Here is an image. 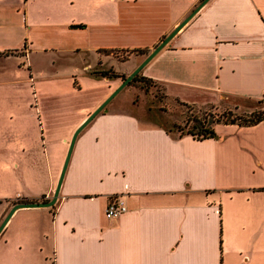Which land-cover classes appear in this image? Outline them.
I'll use <instances>...</instances> for the list:
<instances>
[{
  "label": "crops",
  "instance_id": "crops-1",
  "mask_svg": "<svg viewBox=\"0 0 264 264\" xmlns=\"http://www.w3.org/2000/svg\"><path fill=\"white\" fill-rule=\"evenodd\" d=\"M200 2L0 0V68L27 55L22 42L32 33L62 34L57 40L72 42L64 49L86 55L151 51ZM142 74L185 102L264 109V0H208ZM59 99L68 98L37 96L38 130L0 124V159L25 169L35 161L28 149L41 148L48 178L46 188L0 195V222L18 199L53 193L88 114L72 121L69 110L42 107ZM60 116L70 117L65 130ZM213 128L215 136L197 139L129 110L99 112L75 138L56 203L13 212L37 209L48 219L17 224L12 214L3 227L0 264H264V120ZM111 195L127 207L115 219L105 215Z\"/></svg>",
  "mask_w": 264,
  "mask_h": 264
},
{
  "label": "rangeland",
  "instance_id": "rangeland-1",
  "mask_svg": "<svg viewBox=\"0 0 264 264\" xmlns=\"http://www.w3.org/2000/svg\"><path fill=\"white\" fill-rule=\"evenodd\" d=\"M25 36L22 46L26 43L27 55L19 52L17 56L3 61V66L0 68V79L4 81L0 83V124L25 123L33 131L39 129L37 96L48 97L54 93L68 98L52 103L42 100L41 104L42 107L47 106L49 110H69L70 117L76 114L71 117L72 121L77 120L84 113H88L87 118L117 90L133 67L150 52L148 49H123L113 51L111 56H106L111 54L110 51L100 52V55H86V51L64 49L71 47L72 42L67 37L57 40L62 37V34L51 35L50 32L32 33ZM30 39L33 40L32 44L29 43ZM86 65H89V69ZM110 68L119 76L106 78L91 73L92 70ZM106 108L129 110L143 119L160 121L176 135L178 132L175 131L173 124H183L191 113L201 116L206 114L211 119L228 112L234 115L245 114L232 110L233 108L214 109L210 105L202 106L169 97L161 84L147 79L142 72L136 80L130 81L118 90ZM15 113L20 117H16ZM70 117L60 116L57 128L65 130ZM1 142L0 132V145ZM41 150V148L28 149V156L35 161L28 164L25 169L21 163L17 168L14 166L11 168L8 163L0 159V195L14 193V191L23 193L28 188L47 187V170L37 163ZM51 194L48 199L51 198ZM42 200L46 198L43 197ZM23 201L28 200H17V202ZM36 210L20 209L12 216L14 223L34 220L37 217L43 220L48 219L45 211Z\"/></svg>",
  "mask_w": 264,
  "mask_h": 264
},
{
  "label": "water",
  "instance_id": "water-1",
  "mask_svg": "<svg viewBox=\"0 0 264 264\" xmlns=\"http://www.w3.org/2000/svg\"><path fill=\"white\" fill-rule=\"evenodd\" d=\"M208 0H201V2L189 13L183 20H181L145 57L144 59L122 80L120 86L117 90L111 94L99 107H97L74 131L72 138L69 143V147L65 156V160L63 163V167L61 169L57 184L53 190L52 196L48 200L42 201H23L17 202L12 205L10 210L4 216L2 221L0 222V232L3 227L13 214L16 209L24 208V207H50L53 206L58 198L60 187L64 178V174L66 171V167L68 165V161L70 158V154L73 148V144L77 134L81 131V129L87 125L99 112L106 110V105L110 102V100L114 97L118 90H121L125 85H127L133 78L144 68V66L170 41V39L178 32V30L183 27L196 13L197 11L207 2Z\"/></svg>",
  "mask_w": 264,
  "mask_h": 264
},
{
  "label": "trees",
  "instance_id": "trees-1",
  "mask_svg": "<svg viewBox=\"0 0 264 264\" xmlns=\"http://www.w3.org/2000/svg\"><path fill=\"white\" fill-rule=\"evenodd\" d=\"M141 72L142 70L139 73ZM91 73L106 78L119 76L111 68L107 70L106 69L92 70ZM139 73L133 78V80H136L139 77ZM262 120H264V109H257L251 111L250 113H245V114L234 115L228 112L212 119L209 118V116L206 114L201 116L199 114L191 113L187 116L183 124L174 123L173 125L175 131L178 132V135L187 134V135H192L194 138L197 139H203L207 137H213L216 135L213 128V124L216 122L222 121V122L237 123L239 125H253Z\"/></svg>",
  "mask_w": 264,
  "mask_h": 264
},
{
  "label": "built area",
  "instance_id": "built-area-1",
  "mask_svg": "<svg viewBox=\"0 0 264 264\" xmlns=\"http://www.w3.org/2000/svg\"><path fill=\"white\" fill-rule=\"evenodd\" d=\"M127 210L125 203L120 197L111 195L105 210L106 218L115 219Z\"/></svg>",
  "mask_w": 264,
  "mask_h": 264
}]
</instances>
